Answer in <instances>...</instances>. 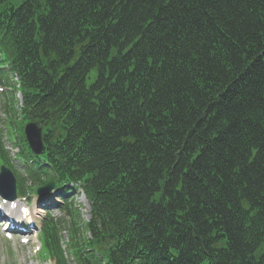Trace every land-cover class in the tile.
<instances>
[{
	"label": "trees",
	"instance_id": "trees-1",
	"mask_svg": "<svg viewBox=\"0 0 264 264\" xmlns=\"http://www.w3.org/2000/svg\"><path fill=\"white\" fill-rule=\"evenodd\" d=\"M8 73L22 120L44 128L36 159L18 135L26 177L54 180L71 221L72 260L49 212L41 255L264 264V0H0ZM67 185L89 204L86 236Z\"/></svg>",
	"mask_w": 264,
	"mask_h": 264
},
{
	"label": "rangeland",
	"instance_id": "rangeland-1",
	"mask_svg": "<svg viewBox=\"0 0 264 264\" xmlns=\"http://www.w3.org/2000/svg\"><path fill=\"white\" fill-rule=\"evenodd\" d=\"M2 107L0 105V118L2 117ZM8 145V144H7ZM50 194L48 197L44 198L43 200H40V202L43 201H49L51 198ZM29 198L30 207L32 205L38 204L37 199L34 195L31 193L27 194L26 199ZM19 201V204H17L18 208H21V204L24 202V199H21L20 197L17 198ZM80 204L81 210H79L81 215V220H87L88 219V208L85 203V200L82 195H78L75 197V203L74 206ZM50 205V204H49ZM47 205V206H49ZM16 213V216H20L18 209L14 212ZM56 215H60L59 212H55ZM40 215H36V220H38ZM20 218V217H19ZM63 223L61 224V237H62V247L65 248L66 244L68 242V230L66 227L65 222L67 221L65 216H62L60 219ZM3 223H0V264H53L51 260L43 259L40 255H38L37 246L39 245L38 236L36 234V230L31 232L27 240L20 241L22 238H11L7 239L4 234V229L2 228ZM4 228V227H3ZM39 252V251H38Z\"/></svg>",
	"mask_w": 264,
	"mask_h": 264
},
{
	"label": "water",
	"instance_id": "water-1",
	"mask_svg": "<svg viewBox=\"0 0 264 264\" xmlns=\"http://www.w3.org/2000/svg\"><path fill=\"white\" fill-rule=\"evenodd\" d=\"M26 137L31 149L37 153V151L41 147V140H40V129H36L34 125L28 124L25 127ZM53 184L52 182H48L43 188L39 189L42 194L48 193L52 190ZM5 190H8V193H5ZM0 193L9 199L14 198L13 194V180L12 175L5 169H1L0 172Z\"/></svg>",
	"mask_w": 264,
	"mask_h": 264
},
{
	"label": "bare ground",
	"instance_id": "bare-ground-1",
	"mask_svg": "<svg viewBox=\"0 0 264 264\" xmlns=\"http://www.w3.org/2000/svg\"><path fill=\"white\" fill-rule=\"evenodd\" d=\"M3 218H4V216H3ZM8 220V219H7ZM9 221V220H8Z\"/></svg>",
	"mask_w": 264,
	"mask_h": 264
}]
</instances>
